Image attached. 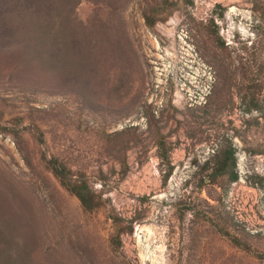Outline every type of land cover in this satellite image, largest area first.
Returning <instances> with one entry per match:
<instances>
[{
	"label": "rangeland",
	"instance_id": "1",
	"mask_svg": "<svg viewBox=\"0 0 264 264\" xmlns=\"http://www.w3.org/2000/svg\"><path fill=\"white\" fill-rule=\"evenodd\" d=\"M11 12L0 232L27 264H264V0H80L58 34L76 45L39 57L16 53ZM226 148L232 172L209 181ZM53 158L103 206L85 213Z\"/></svg>",
	"mask_w": 264,
	"mask_h": 264
},
{
	"label": "trees",
	"instance_id": "2",
	"mask_svg": "<svg viewBox=\"0 0 264 264\" xmlns=\"http://www.w3.org/2000/svg\"><path fill=\"white\" fill-rule=\"evenodd\" d=\"M42 1L43 0H4L5 3L9 4V9L12 11L10 15L5 17V19L9 20L4 23L8 28L13 29V37L11 39L13 45L17 47L15 50L16 53L22 54L28 51V53L32 52V56L39 57L40 52L44 51V47H39V43L46 38L57 44L54 48L59 54H62L64 48L76 45L75 36L66 39L68 34L66 36L65 34H58L61 33L59 23L65 24L68 22L70 14H72V8H74L80 0H45L44 4H42ZM144 19L149 26L154 23L153 21L150 22L148 17H144ZM71 32L72 30L69 31L70 34ZM26 34H28L29 37L24 36ZM83 42L82 38L81 43ZM250 50V54L252 55L253 51L258 50V48L251 47ZM244 51H247V49L244 48ZM90 55L92 58L91 51ZM67 59H70V57H67ZM73 65L72 66L75 67V63ZM257 67V71L261 73L263 71V64L261 61ZM213 162L214 164L210 167L208 176L209 181L214 180L217 176L224 175L228 171L232 172L235 164L232 150L227 148L222 150ZM49 168L54 177L59 181L61 187L77 199L80 207L85 213L97 211L103 206L100 195L94 193L86 181L72 179L68 175L66 167L58 162L57 159L53 158L49 161ZM235 178L236 176L234 174L231 176L230 180H234ZM111 220L116 225H119L121 222L116 216H113ZM0 222L3 228L6 222L1 216ZM124 230L125 229L119 230L117 236L113 239V242L117 246H120L119 234ZM10 231L11 230L6 229L5 232H0V264H27V252L23 247H18L19 241H16L13 232ZM128 231L131 232L132 228L130 227ZM6 236H12V238L9 240L10 244L6 243L7 246H4L3 243L6 242Z\"/></svg>",
	"mask_w": 264,
	"mask_h": 264
}]
</instances>
